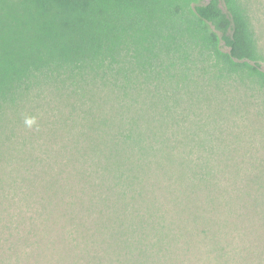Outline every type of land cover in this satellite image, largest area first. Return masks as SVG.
Here are the masks:
<instances>
[{
  "label": "rangeland",
  "instance_id": "rangeland-1",
  "mask_svg": "<svg viewBox=\"0 0 264 264\" xmlns=\"http://www.w3.org/2000/svg\"><path fill=\"white\" fill-rule=\"evenodd\" d=\"M170 72L121 58L0 108V264H264V88Z\"/></svg>",
  "mask_w": 264,
  "mask_h": 264
},
{
  "label": "trees",
  "instance_id": "trees-1",
  "mask_svg": "<svg viewBox=\"0 0 264 264\" xmlns=\"http://www.w3.org/2000/svg\"><path fill=\"white\" fill-rule=\"evenodd\" d=\"M139 73L206 64L264 88L242 0H0V108L39 79L115 67Z\"/></svg>",
  "mask_w": 264,
  "mask_h": 264
},
{
  "label": "clouds",
  "instance_id": "clouds-1",
  "mask_svg": "<svg viewBox=\"0 0 264 264\" xmlns=\"http://www.w3.org/2000/svg\"><path fill=\"white\" fill-rule=\"evenodd\" d=\"M33 122H34V121L31 120V119H29V120L26 121V123H27L28 125H31Z\"/></svg>",
  "mask_w": 264,
  "mask_h": 264
}]
</instances>
